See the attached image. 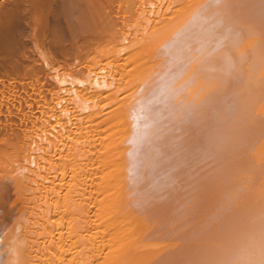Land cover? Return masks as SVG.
Segmentation results:
<instances>
[{"label": "bare ground", "instance_id": "bare-ground-1", "mask_svg": "<svg viewBox=\"0 0 264 264\" xmlns=\"http://www.w3.org/2000/svg\"><path fill=\"white\" fill-rule=\"evenodd\" d=\"M0 264H264V0H0Z\"/></svg>", "mask_w": 264, "mask_h": 264}, {"label": "rangeland", "instance_id": "rangeland-1", "mask_svg": "<svg viewBox=\"0 0 264 264\" xmlns=\"http://www.w3.org/2000/svg\"><path fill=\"white\" fill-rule=\"evenodd\" d=\"M22 30H23V29H22ZM24 31H25V29H24ZM24 39L26 40V39H28V37H25ZM26 41H27V40H26ZM28 41H29V40H28Z\"/></svg>", "mask_w": 264, "mask_h": 264}]
</instances>
